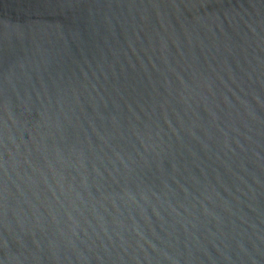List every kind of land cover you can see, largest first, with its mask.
<instances>
[{"label": "water", "instance_id": "95a60500", "mask_svg": "<svg viewBox=\"0 0 264 264\" xmlns=\"http://www.w3.org/2000/svg\"><path fill=\"white\" fill-rule=\"evenodd\" d=\"M0 264H264V0H0Z\"/></svg>", "mask_w": 264, "mask_h": 264}]
</instances>
